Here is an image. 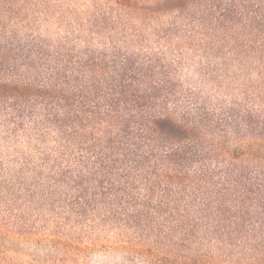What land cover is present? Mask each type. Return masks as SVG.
I'll list each match as a JSON object with an SVG mask.
<instances>
[{
  "label": "trees",
  "instance_id": "16d2710c",
  "mask_svg": "<svg viewBox=\"0 0 264 264\" xmlns=\"http://www.w3.org/2000/svg\"><path fill=\"white\" fill-rule=\"evenodd\" d=\"M108 1L54 39L0 0L2 226L264 264V0Z\"/></svg>",
  "mask_w": 264,
  "mask_h": 264
},
{
  "label": "rangeland",
  "instance_id": "374dc122",
  "mask_svg": "<svg viewBox=\"0 0 264 264\" xmlns=\"http://www.w3.org/2000/svg\"><path fill=\"white\" fill-rule=\"evenodd\" d=\"M137 6V0H123ZM108 0H28L19 4L31 22L39 24V32L54 39L65 32L61 22H86L97 5H111ZM131 22H136L132 17ZM24 24V22H21ZM37 227L42 222H37ZM46 228L18 231L0 222V264H155L137 255L135 248L118 240L114 233L90 234L69 231L66 235Z\"/></svg>",
  "mask_w": 264,
  "mask_h": 264
}]
</instances>
